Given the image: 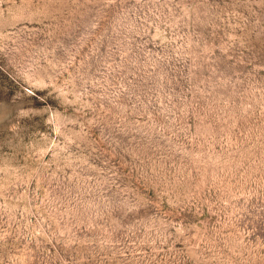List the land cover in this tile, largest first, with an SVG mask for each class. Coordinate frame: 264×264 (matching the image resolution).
Instances as JSON below:
<instances>
[{
  "label": "rangeland",
  "instance_id": "rangeland-1",
  "mask_svg": "<svg viewBox=\"0 0 264 264\" xmlns=\"http://www.w3.org/2000/svg\"><path fill=\"white\" fill-rule=\"evenodd\" d=\"M0 264H264V0H0Z\"/></svg>",
  "mask_w": 264,
  "mask_h": 264
}]
</instances>
